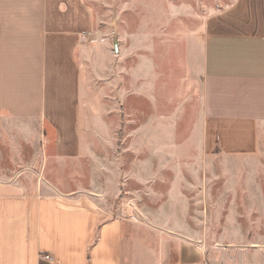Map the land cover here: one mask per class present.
<instances>
[{
  "label": "rangeland",
  "instance_id": "1",
  "mask_svg": "<svg viewBox=\"0 0 264 264\" xmlns=\"http://www.w3.org/2000/svg\"><path fill=\"white\" fill-rule=\"evenodd\" d=\"M230 2L49 0L64 122L0 115V177L192 237L208 264H264L263 126L202 104L203 25Z\"/></svg>",
  "mask_w": 264,
  "mask_h": 264
},
{
  "label": "crops",
  "instance_id": "2",
  "mask_svg": "<svg viewBox=\"0 0 264 264\" xmlns=\"http://www.w3.org/2000/svg\"><path fill=\"white\" fill-rule=\"evenodd\" d=\"M50 32L49 0H0V115L47 116L59 130ZM203 37L204 115L264 130V0H231L207 16ZM64 195L29 194L0 177V264H208L192 237L107 219L91 196Z\"/></svg>",
  "mask_w": 264,
  "mask_h": 264
},
{
  "label": "built area",
  "instance_id": "3",
  "mask_svg": "<svg viewBox=\"0 0 264 264\" xmlns=\"http://www.w3.org/2000/svg\"><path fill=\"white\" fill-rule=\"evenodd\" d=\"M45 258H46V259H49V260H52V257H51V255H49V254L45 255Z\"/></svg>",
  "mask_w": 264,
  "mask_h": 264
}]
</instances>
